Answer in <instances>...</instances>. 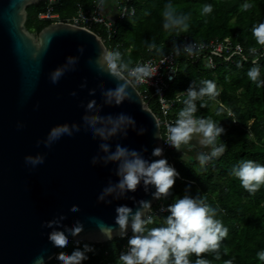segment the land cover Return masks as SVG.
<instances>
[{"label": "water", "instance_id": "water-1", "mask_svg": "<svg viewBox=\"0 0 264 264\" xmlns=\"http://www.w3.org/2000/svg\"><path fill=\"white\" fill-rule=\"evenodd\" d=\"M42 1L0 0V264H33L45 250V262L52 260L56 248L48 234L54 229L44 224L61 216L58 230L83 224L77 236L66 232L68 241L104 244L132 232L129 226L123 237L118 232L111 240L102 235L98 223L114 225L118 206L135 211L138 202L146 200L151 209L145 219L152 212L159 199L153 198V186L144 190L143 181L135 192L98 200L105 187L119 181L116 162L91 163L93 156L106 155L100 143H108L112 152L117 144L136 150L148 161L166 159L157 115L132 81L127 89L130 98L119 105L104 102L103 92L122 81L90 63L102 49L109 51L101 36L64 21L50 22L37 34L25 27L27 7ZM44 45L47 50L35 55ZM69 57L77 63L68 65L69 70L53 84L50 73L64 67ZM92 101L95 107L88 111ZM121 113L131 117L134 125H123L106 141L93 138L82 119ZM62 124H76L80 131L45 147L50 129ZM102 124L110 127L107 120ZM155 148L162 149L161 156L152 155ZM26 155H43L44 163L33 168L25 164ZM73 205L77 211L71 210Z\"/></svg>", "mask_w": 264, "mask_h": 264}, {"label": "trees", "instance_id": "trees-1", "mask_svg": "<svg viewBox=\"0 0 264 264\" xmlns=\"http://www.w3.org/2000/svg\"><path fill=\"white\" fill-rule=\"evenodd\" d=\"M95 1L57 0L54 11L60 18L68 19L80 6L88 8ZM111 1L116 3V0ZM245 3L252 7L242 11L241 6ZM133 4L136 13L115 19V31L109 37L103 25L92 27L102 37L110 52L120 53L118 64L121 71L126 74L127 69L141 60L160 58L178 49L179 69L167 90L169 97L183 95L174 114L177 116L184 107L183 101L187 98L188 89L194 88L199 92L204 86V80L213 81L219 92L215 98L202 97L195 101V117L210 119L224 129L218 143L226 145V151L210 161L205 171L198 173L197 159L186 158L176 148L168 150L166 160L175 168L178 176L170 190L167 204L188 195L206 198L209 205L217 208L215 218L229 231L227 238L221 242L219 259L214 253L203 255L210 264H225L228 260L232 264H264L257 256L258 252L264 251V185L253 195L241 186L238 178L231 175L232 168L242 160L264 165V86H257L247 75L250 68L257 66L260 69V80L264 81V51H261L256 63L237 56L230 62L218 59L215 69L206 67L201 61L192 62L182 52L184 36L195 40L229 37L247 49L262 47L253 38L252 28L264 23V0H133ZM168 4L176 9L178 15L189 16L186 32L164 30L162 13ZM207 4L212 5L213 11L202 15V8ZM46 6L47 0H43L27 7L25 27L29 31L37 34L51 22L39 19V14ZM146 100L155 111V98L150 94ZM202 103L206 106L201 107ZM229 111L233 114L229 115ZM167 215L168 212L152 216L155 223L146 225V230L163 226ZM126 240V237L116 238L104 244L69 241L66 248H56V256L61 251L71 254L88 245L93 251L86 253L88 258L82 264H118L119 255L125 252L123 246ZM56 256L46 264H60ZM196 259L194 254L190 257L193 264Z\"/></svg>", "mask_w": 264, "mask_h": 264}, {"label": "clouds", "instance_id": "clouds-1", "mask_svg": "<svg viewBox=\"0 0 264 264\" xmlns=\"http://www.w3.org/2000/svg\"><path fill=\"white\" fill-rule=\"evenodd\" d=\"M252 5L245 3L241 6L242 11H247ZM213 11L212 5L207 4L202 8V15H207ZM163 28L165 31L177 30L186 32L188 30V15H178L176 9L168 4L163 10ZM252 36L258 45L264 46V23L254 25L252 28ZM155 47V45H151ZM46 45L35 55L39 57L41 51H46ZM189 54L192 53V47L185 49ZM83 51V49H80ZM179 50L177 49V52ZM255 52L256 49H250ZM120 53L110 52L102 49L95 59L94 63L99 72L107 74L111 78L122 81L117 84L114 89H108L103 92L104 102L108 105L121 104L124 99L130 98L127 91L131 81L127 80L118 64ZM76 59L69 57L64 67H59L50 73L49 79L53 84H57L61 77L68 71V65H75ZM255 63V62H254ZM126 67V65H125ZM156 68L149 65H141L133 68L129 75L135 77L138 81L154 75ZM248 78L256 83L257 86H264V81L260 80V69L254 66L248 70ZM204 86L197 92L194 88H189L187 98L183 101L184 107L178 112L174 123L169 124L166 128L167 141L177 150L182 145H189L194 137L199 138V144L203 148H209L208 152H201L197 156L199 161L198 173L206 170V165L224 154L226 145L218 143V138L224 132L222 127L217 126L210 119L196 118L197 105L195 101L198 98L209 97L215 98L219 95L216 84L211 80H204ZM75 95V93H72ZM204 103L201 107H205ZM95 107V101L87 104L86 109L92 111ZM83 122L86 129L89 130L93 138H100L106 141L109 137L117 134L123 125L132 124L134 121L131 117L119 114L116 117H99V116H83ZM107 120L110 127L103 126L102 122ZM23 125H18L22 128ZM80 127L73 124L71 127L67 124L55 126L50 129L44 145L47 148L64 136H72L74 132H79ZM144 130L141 129V132ZM127 133L125 132V135ZM158 136V133H154ZM100 149L106 153L105 156H93L91 163L97 164L101 159L105 164L116 162V174L119 181L116 184H110L103 189L98 200L103 201L106 195L116 193V198H120L126 192H135L138 185L143 181L144 190L147 192L149 186L155 188L152 193L154 199L166 198L170 194V190L175 184L178 176L175 168L168 164L166 159L148 161L140 152L122 147L117 144L114 152L110 151L108 143H100ZM153 156H161L162 149L155 148L152 152ZM43 155H26L24 157L25 164L35 168L44 163ZM231 175L240 180L241 186L250 194H255L262 185H264V165L257 164L252 160H242L231 170ZM110 203V201H109ZM139 207L133 211L127 205H121L116 208V217L114 225H104L98 223V227L102 235L111 240L114 233L123 237L127 234L129 226L133 235L127 242V251L121 253L118 258V264H193L190 257L194 254L197 259L195 264H210L203 258L205 253H214L216 258H220L221 242L228 236V228L216 219L217 208L212 207L206 201V198L185 195L183 198H176L174 203L167 206L169 215L163 221V226L151 227L146 230V225L155 223L153 217L146 213L151 209V202L141 200L138 202ZM72 211H77L78 206L73 205ZM63 216L58 219L48 221L45 227L54 230L48 234V240L53 247L63 249L68 246V236L66 232L72 236H77L83 231V224L77 223L66 231L56 228L62 220ZM93 251L88 245L83 250L76 249L71 254L63 251L59 252L56 259L60 264H82L88 257L87 252ZM45 252H42L35 258L33 264H46ZM260 261H264V251L257 253ZM225 264H232L231 260Z\"/></svg>", "mask_w": 264, "mask_h": 264}, {"label": "built area", "instance_id": "built-area-1", "mask_svg": "<svg viewBox=\"0 0 264 264\" xmlns=\"http://www.w3.org/2000/svg\"><path fill=\"white\" fill-rule=\"evenodd\" d=\"M108 0H97L90 7L86 8L80 6L77 12L68 19L60 18L59 14L54 11V6L57 0H47L46 9L39 14V19L53 21H64L74 24L76 26H83L92 30L93 26L103 25L106 28L108 37L115 31L114 20L123 19L127 16H132L136 13V8L133 4V0H116L114 6L109 13H115L116 17L113 19L108 14L102 12L104 2ZM191 46L192 53L189 54L185 49ZM252 49V48H250ZM250 49L245 48L240 43H234L231 38L226 37L224 39H211V40H195L190 39L188 36H184L182 43V52L185 53L189 60L192 62L201 61L208 68L215 69L218 64V59L222 61L230 62L235 57H241L245 61L257 62L261 51H264V46L255 47L256 51L253 53ZM178 52H170L160 58H150L147 60H141L129 69L123 72L130 81L134 83L140 94L146 100L151 94L157 104V118L160 123L161 133L163 136L164 152L174 149V147L167 141L166 128L169 124L175 122L177 116L174 114V110L182 100V94H177L174 97L167 96V90L170 84L175 80L179 66L177 59ZM141 65H149L156 68L154 75L145 78L143 81L136 80L135 77L129 75L130 71ZM232 115V111L228 112ZM169 196V195H168ZM159 199L156 203V207L149 213L151 216H159L167 212V198ZM133 233H129L126 236V243L123 246L124 251H127V242L131 238Z\"/></svg>", "mask_w": 264, "mask_h": 264}, {"label": "crops", "instance_id": "crops-1", "mask_svg": "<svg viewBox=\"0 0 264 264\" xmlns=\"http://www.w3.org/2000/svg\"><path fill=\"white\" fill-rule=\"evenodd\" d=\"M112 5L114 6L113 2L111 0L104 2L102 7V12L104 14H108L112 8ZM109 16H111L113 19L116 17L115 13H109ZM177 150V149H176ZM181 152L186 158H194L197 159V156L201 152H208L210 151L209 148H203L199 144V138L194 137L192 141H190L189 145H182L180 150H177Z\"/></svg>", "mask_w": 264, "mask_h": 264}, {"label": "rangeland", "instance_id": "rangeland-1", "mask_svg": "<svg viewBox=\"0 0 264 264\" xmlns=\"http://www.w3.org/2000/svg\"><path fill=\"white\" fill-rule=\"evenodd\" d=\"M155 111L157 112V114H158V110L157 109H155Z\"/></svg>", "mask_w": 264, "mask_h": 264}]
</instances>
